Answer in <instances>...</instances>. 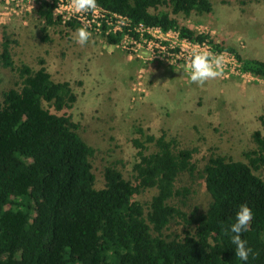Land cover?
Instances as JSON below:
<instances>
[{
  "label": "trees",
  "instance_id": "obj_1",
  "mask_svg": "<svg viewBox=\"0 0 264 264\" xmlns=\"http://www.w3.org/2000/svg\"><path fill=\"white\" fill-rule=\"evenodd\" d=\"M97 4L134 23L178 28L195 41L207 35L172 15L212 9L210 0ZM35 14L41 20V38L48 40V27L62 23L53 4H37ZM104 37L113 44L120 36ZM11 42L3 36L0 64L18 72L20 86L3 91L0 101V264H264V179L254 172L264 167V111L258 116L261 128L252 132L255 146L243 151L247 162L209 155L202 169L208 206L186 215L171 201L188 193L175 182L181 173L195 170L194 148L176 149L175 139L164 131L156 135L137 127L143 139H133L137 160L132 178L107 165L104 186L96 188L94 148L67 112L76 100L70 83L53 79L43 65L15 67ZM225 48L235 52L244 70L264 79L263 59L243 58L234 48ZM148 188L155 192L145 206L135 195ZM243 204L253 212L242 233L252 249L246 262L235 256L231 233L225 231ZM175 217L188 227L183 236L167 237L164 229Z\"/></svg>",
  "mask_w": 264,
  "mask_h": 264
},
{
  "label": "rangeland",
  "instance_id": "obj_2",
  "mask_svg": "<svg viewBox=\"0 0 264 264\" xmlns=\"http://www.w3.org/2000/svg\"><path fill=\"white\" fill-rule=\"evenodd\" d=\"M23 1L7 7L0 3V42L4 35L14 41L10 51L15 67L43 65L53 79L70 83L76 100L67 112L78 123L80 136L94 148V186H104L107 165L132 178L137 160L133 139H143L135 132L137 127L156 135L164 131L175 139L176 149H195L191 159L195 170L181 173L175 182L176 188H187L188 193L177 195L171 203L186 215L194 209L204 211L210 197L203 166L212 152L247 162L243 151L255 146L252 132L261 128L258 116L264 111V79L219 76L199 86L190 82L181 67L145 54H130L108 44L101 35H91L87 44L79 45L75 42L78 24L49 26L48 40H43L37 4L28 10L27 0ZM210 1V11L172 16L211 41L234 48L243 58L264 60V0ZM19 86L18 72L0 64V101L3 91ZM254 172L264 179V167ZM154 192L148 188L135 198L146 206ZM187 227L182 217H175L164 235L183 236Z\"/></svg>",
  "mask_w": 264,
  "mask_h": 264
},
{
  "label": "built area",
  "instance_id": "obj_3",
  "mask_svg": "<svg viewBox=\"0 0 264 264\" xmlns=\"http://www.w3.org/2000/svg\"><path fill=\"white\" fill-rule=\"evenodd\" d=\"M22 1L0 0V3L5 4L4 6L7 7L10 2H14L17 6L22 5ZM43 1L53 4V13L59 17L62 23L73 21L80 27H87L92 35L103 37L109 33L119 35V39L112 45L124 49L130 54H145L148 57L151 56L170 65L180 67V65L186 66L189 63L193 51L207 50L223 57L221 77L237 76L240 78L261 79L242 68V63L234 51L211 41L207 36L201 41H195L181 35L178 28L163 29L160 25L134 23L127 15L111 11L100 5L94 12L74 14L69 7L70 0H27L25 8L30 10L34 5Z\"/></svg>",
  "mask_w": 264,
  "mask_h": 264
},
{
  "label": "clouds",
  "instance_id": "obj_4",
  "mask_svg": "<svg viewBox=\"0 0 264 264\" xmlns=\"http://www.w3.org/2000/svg\"><path fill=\"white\" fill-rule=\"evenodd\" d=\"M69 7L74 14L94 12L98 8L97 0H70ZM91 33L87 27L82 26L76 30L75 42L83 46L91 39ZM223 57L215 55L210 51H193L189 63L180 67L189 74L190 82L203 86L209 79L222 75ZM253 219L251 208L240 205L235 215V223L231 224L226 233H231V242L235 246V256L242 261H247L252 249L247 247L246 240L242 239V233L248 230Z\"/></svg>",
  "mask_w": 264,
  "mask_h": 264
}]
</instances>
